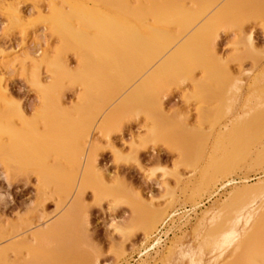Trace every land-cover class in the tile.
I'll list each match as a JSON object with an SVG mask.
<instances>
[{
    "label": "rangeland",
    "instance_id": "rangeland-1",
    "mask_svg": "<svg viewBox=\"0 0 264 264\" xmlns=\"http://www.w3.org/2000/svg\"><path fill=\"white\" fill-rule=\"evenodd\" d=\"M16 1L0 0V73H4L0 75V142L4 138L2 142L6 144L12 131L24 128L17 119L8 118L9 111L18 105L27 117H32L33 110L40 103L33 75L38 71L43 82L48 81L43 57L53 56L61 47L57 32L52 30L50 13L38 15L39 10L47 8V4L42 2H47ZM17 10L25 16L27 24L24 28L12 24ZM242 30L233 24L219 30L217 56L227 62V73L236 74L241 81L238 91L225 95L224 108L217 106L215 100L211 101L215 97L212 91L217 87L216 80L206 84L208 95L204 102H200L194 95L190 77L183 86L173 85L163 101L166 114L180 118L184 123L179 120L163 121L157 125V137L151 139L148 137L151 126L145 121V116L132 113L126 117L125 110H122L107 132L101 135L94 133L95 165L105 182L103 185L93 177L92 186L89 184L81 190L78 211L87 217V236L76 233L73 237L68 235L73 238L71 240L65 237L66 246L60 250L61 262L57 260V264H95L96 259L100 264H128V258L142 249V254L131 264H224L236 258L241 251L248 253V258L242 256L246 264H264V189L252 190L244 204L246 206L238 214L241 229H238L235 238L223 244L222 256L218 254L221 251L218 246H209L203 238L205 229L211 223V219L207 218L214 214L218 205L224 203L230 191L235 187L242 188V185H253L261 177L264 179V163L248 168L236 161L229 168L226 160L235 155L233 146L227 144V148L223 149L219 142L221 134L231 140L236 121L243 122L252 112L253 103L264 98V16L253 14L244 21ZM245 34L252 37L254 50L250 52L242 42ZM73 52L70 50L64 56L70 67L76 69L78 62ZM32 57L35 58L33 62ZM10 59L14 61L10 63ZM3 60L7 62L3 63ZM193 76H196L193 77L195 80L201 75L195 72ZM67 88L62 100L64 106L71 107L82 87L75 84ZM185 93L188 96L184 99L182 95ZM249 100L252 101L250 104ZM35 128L37 131L39 128L40 134L41 130L45 131L42 123L36 124ZM257 148L261 150V147ZM53 161L54 158L50 159L51 165ZM225 162L227 165H224ZM63 165L70 172V165H65V162ZM27 170L22 172L24 175L18 173V177L6 181L5 169L0 165V221L13 224L22 216L36 221L35 211L38 210L43 213V220L52 224L63 214L67 202L57 207L53 196V176L45 185L40 183L41 175L36 168ZM209 183L214 185V190H208ZM251 210L252 217L248 223ZM166 220L168 227L165 234L168 231L170 234L162 243H152L155 247L151 251L145 250L146 246H151L149 244L157 227ZM37 225L36 221L33 226ZM217 238L221 240L219 236ZM48 248L52 249V246ZM47 251L40 253L41 264H50ZM236 264L244 263L238 259Z\"/></svg>",
    "mask_w": 264,
    "mask_h": 264
},
{
    "label": "bare ground",
    "instance_id": "bare-ground-1",
    "mask_svg": "<svg viewBox=\"0 0 264 264\" xmlns=\"http://www.w3.org/2000/svg\"><path fill=\"white\" fill-rule=\"evenodd\" d=\"M45 1L47 3L41 0L44 5L47 4V8L39 10L38 15L50 13L52 30L57 32L61 47L53 56L43 57L48 81L43 82L38 71L36 75L31 74L40 102L33 110L32 117H27L18 105L9 111L7 117L17 119L24 128L12 131L7 137V144L2 142L4 138L1 139L0 165L5 169L6 181L18 177V173L29 168L39 171L40 183L45 185H48L49 177L53 176V196L57 200V207L64 202L68 206L52 224L45 222L43 213L38 210L35 211L34 218L38 223L35 227L36 221L23 216L13 224L0 221V264H41L40 253L45 250L49 251L47 260L50 264H57V260L61 262L66 238L76 233L87 236V217L78 211L81 190L92 183L93 177L103 185L105 182L95 165V135L108 130L122 110H125L126 117L132 113L143 114L151 126L148 128V137L151 139L157 137V125L163 121L179 120L184 123L182 119L166 114L163 101L173 85L183 86L190 77L194 95L200 102H204L208 95L206 84L216 80L217 87L212 91L215 97L211 101L215 100L217 106L224 108L225 95L238 91L241 81L236 74L227 73V62L217 56L219 30L233 24L243 31L244 21L253 14L264 16V0ZM13 20L12 24L16 27L24 28L27 24L25 16L18 10ZM61 27L64 29L61 30ZM244 38L242 42L245 49H249V52L254 50L251 35L245 34ZM70 50H74L72 55L77 58L76 69L70 67L64 56ZM11 59L10 63L14 61ZM31 60L35 61V58ZM195 72L201 76L194 80ZM75 84L81 86L82 91L72 101L71 107H66L62 96L67 86ZM187 96V93L182 95L184 99ZM263 105L264 98L253 103L250 108L252 114L243 122L236 121L231 140L225 134L220 135L219 142L224 148L220 147L226 149V145L230 144L235 153L226 160L229 168L236 161L238 165L248 168L259 167L264 163V155L257 156L258 153H264ZM38 123L45 127L44 132L40 131L41 134L39 128L38 131L35 128ZM257 147H261V150ZM52 158L54 163L51 165ZM64 162L70 165L71 173L64 168ZM226 162L224 165H227ZM261 178L253 185L235 187L228 193L224 203L218 205L214 214L211 213L212 216L207 218L211 219V223L205 229L203 238L209 246H218L221 250L223 244L236 237L238 229H241L238 214L243 211L253 189H264V179ZM210 184L207 187L212 191L214 185ZM251 212L246 222L250 221ZM47 245L52 246V249ZM223 250L219 251V256L223 255ZM241 252L236 258L223 263L236 264L239 259L246 264L244 257L248 253ZM94 263L100 264L97 259Z\"/></svg>",
    "mask_w": 264,
    "mask_h": 264
},
{
    "label": "built area",
    "instance_id": "built-area-1",
    "mask_svg": "<svg viewBox=\"0 0 264 264\" xmlns=\"http://www.w3.org/2000/svg\"><path fill=\"white\" fill-rule=\"evenodd\" d=\"M165 222H166V224H165ZM165 222H164L163 225L158 226L157 229L155 230V232L153 234V241L151 242V244H149L152 247H150V246L147 247L146 246L145 250L151 251V249H153L155 247V245H152V243H156V244L162 243L165 240V238L170 234L169 231L165 234V231H166V229L168 227L167 220ZM143 251H144V249L140 250V252H138V253L132 254L128 258L127 263L128 264L133 263L134 260H136L138 258V256L142 254Z\"/></svg>",
    "mask_w": 264,
    "mask_h": 264
}]
</instances>
